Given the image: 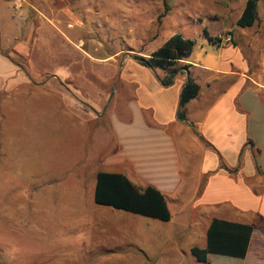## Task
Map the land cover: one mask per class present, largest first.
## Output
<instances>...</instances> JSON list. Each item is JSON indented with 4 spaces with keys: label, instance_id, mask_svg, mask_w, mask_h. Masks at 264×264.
<instances>
[{
    "label": "crops",
    "instance_id": "0c3cea01",
    "mask_svg": "<svg viewBox=\"0 0 264 264\" xmlns=\"http://www.w3.org/2000/svg\"><path fill=\"white\" fill-rule=\"evenodd\" d=\"M23 13L13 20L14 28L0 15V126L12 131L18 124H34L32 118H43L44 125L64 120L76 145L91 151L89 158L75 154L80 177L75 195L88 207L51 219L70 234H85L81 254L70 260L66 254L63 264H264V46L259 54L251 41L237 40L242 11L233 25L223 23L213 34L204 23L207 36L220 42L204 37L208 52L181 61L186 68L168 86L161 84L166 70L156 72L126 54L128 64L120 71L121 55L94 57L82 50V41L73 45L60 21L41 11ZM225 34L231 43L222 42ZM82 57L96 68L83 72ZM34 61L45 67L37 69ZM188 79L198 94L180 117L179 98ZM33 106L43 112H32ZM98 172L123 175L139 190L159 191L170 219L106 206L97 213L87 188L93 195ZM213 220L252 228L243 258L208 254L200 262L192 255V248H206Z\"/></svg>",
    "mask_w": 264,
    "mask_h": 264
},
{
    "label": "rangeland",
    "instance_id": "374dc122",
    "mask_svg": "<svg viewBox=\"0 0 264 264\" xmlns=\"http://www.w3.org/2000/svg\"><path fill=\"white\" fill-rule=\"evenodd\" d=\"M245 1L167 0L168 12L160 19L164 10L162 0H21L19 9L15 6L16 0H0V15L6 20L4 25L12 24L14 28L13 20L20 18L24 11H41L60 21L61 29L69 33L73 45L82 41V50L92 56L121 55L116 58L121 71L128 64L126 54L149 55L174 34L193 40L192 56L201 58L211 47L203 30L207 27L213 34L224 24L233 25ZM257 12L258 21L251 27L237 26L236 34L240 44L251 41V49L259 48L254 52L262 54L264 0H258ZM34 15L37 20L38 13ZM56 46L66 51L62 44L56 43ZM35 63L37 69L45 67L41 62ZM80 67L83 72H91L96 65L82 57ZM50 79L48 76L44 81ZM113 100L118 101L117 95ZM31 111L43 112L38 106L31 107ZM31 120L35 123L18 124L12 131L10 126H0V264H63L67 262L63 259L70 260L81 254L78 250L86 239L85 234H70L68 228L51 219L54 214L73 213L88 207L85 198L79 204L80 198L75 195L74 185L80 181L75 173V154L79 151L82 157L89 158L91 151L89 146L80 149L76 145L77 138L64 120L49 125L43 124V118ZM102 152L99 147L100 160ZM87 196L97 213L106 212L108 208L94 203L91 187L87 188ZM66 254L70 255L68 259Z\"/></svg>",
    "mask_w": 264,
    "mask_h": 264
},
{
    "label": "trees",
    "instance_id": "16d2710c",
    "mask_svg": "<svg viewBox=\"0 0 264 264\" xmlns=\"http://www.w3.org/2000/svg\"><path fill=\"white\" fill-rule=\"evenodd\" d=\"M163 18L168 12L167 0H162ZM258 0H246L244 8L236 25L241 28L251 27L258 21ZM208 41H215L207 36ZM194 41L183 38L179 34L170 36L161 47L153 51L148 58L134 55L133 59L142 66L150 69L166 70L168 75L161 84L168 86L173 83L175 76L186 66H180L181 61L187 60L194 48ZM198 94V86L188 79L182 88L179 107L180 117H183L184 106ZM93 200L96 205L111 207L117 211L128 212L160 221L170 219V211L163 195L154 188L137 189L125 176L98 172L95 176ZM252 228L248 225L213 220L207 231V246L205 249L192 248V255L200 262H206L208 254H217L243 258L246 255Z\"/></svg>",
    "mask_w": 264,
    "mask_h": 264
},
{
    "label": "built area",
    "instance_id": "2783aa9c",
    "mask_svg": "<svg viewBox=\"0 0 264 264\" xmlns=\"http://www.w3.org/2000/svg\"><path fill=\"white\" fill-rule=\"evenodd\" d=\"M20 3H21V0H16V2H15L16 8H18V9L20 8ZM232 40H233V38L230 34H225L222 36V42H224V43H231ZM219 42H220V39L217 38V40H215L213 43L217 44Z\"/></svg>",
    "mask_w": 264,
    "mask_h": 264
}]
</instances>
